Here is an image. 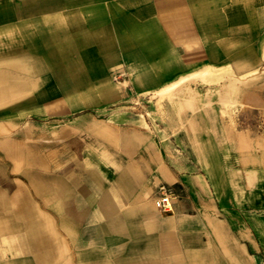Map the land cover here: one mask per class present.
<instances>
[{
  "label": "crops",
  "instance_id": "0c3cea01",
  "mask_svg": "<svg viewBox=\"0 0 264 264\" xmlns=\"http://www.w3.org/2000/svg\"><path fill=\"white\" fill-rule=\"evenodd\" d=\"M69 39L110 43V65L117 57L137 69L132 80L155 86L177 79L168 70L264 67V0H110V26ZM141 49L153 51L147 61ZM45 67L41 54L0 56V103L26 96ZM73 124L85 129L72 137L74 147L60 137L58 154L43 153L26 190L10 198L0 191V209L10 214L7 224L0 217L10 250L0 264H66L68 257L70 264L73 257L77 264H264V139L250 138L246 149L245 136L226 128L221 141L233 144V157L224 155L217 183L206 165L169 161L145 130L122 126L110 137L109 121ZM10 141L2 139L20 154ZM160 183L173 189L168 211L154 204ZM31 192L56 216L41 213ZM16 226L20 232L1 237Z\"/></svg>",
  "mask_w": 264,
  "mask_h": 264
},
{
  "label": "rangeland",
  "instance_id": "374dc122",
  "mask_svg": "<svg viewBox=\"0 0 264 264\" xmlns=\"http://www.w3.org/2000/svg\"><path fill=\"white\" fill-rule=\"evenodd\" d=\"M131 3L136 6L138 0ZM96 25L110 26V0H0V56L16 50L41 54L50 65L37 75L34 89L25 92L26 96L0 103V191L9 198L17 194L18 187L27 189L29 173L42 169L43 153L51 152L52 159L58 154L60 137H67L68 150L74 147V135L81 137L85 132L74 121L86 125L109 121L110 137L122 126L145 130L162 144L169 161L176 158L180 163L206 165L217 183L219 172L228 164L224 155L232 156L234 149L233 144L221 141L226 128L245 136L246 149L250 148V138L264 139V67L242 66L236 72L232 67L209 65L186 73L164 71L179 74L177 79L156 86L149 81L136 82L132 79L137 69L132 65L118 63L117 57L110 65V43L69 39L70 34L80 35ZM142 53L147 61L153 51L141 49ZM145 68L154 71L153 65ZM205 68L209 79L204 76ZM51 123L60 126L52 127ZM5 138L21 149L20 154L9 152L2 143ZM37 156L39 161L34 160ZM162 192L170 194L172 203V186L160 183L154 204ZM31 194L40 212L56 216L54 209L46 208L43 198ZM0 217L5 224L10 222L9 212L3 209ZM11 219L18 225L14 217ZM16 227L1 237L20 232ZM52 237L59 240L58 230L53 233L52 229ZM9 252V244L1 239L0 262L10 258ZM69 259L66 264H70ZM71 260L77 264L75 257Z\"/></svg>",
  "mask_w": 264,
  "mask_h": 264
},
{
  "label": "built area",
  "instance_id": "2783aa9c",
  "mask_svg": "<svg viewBox=\"0 0 264 264\" xmlns=\"http://www.w3.org/2000/svg\"><path fill=\"white\" fill-rule=\"evenodd\" d=\"M155 205L159 208L168 209L171 207L170 194L162 192V194L156 198Z\"/></svg>",
  "mask_w": 264,
  "mask_h": 264
}]
</instances>
